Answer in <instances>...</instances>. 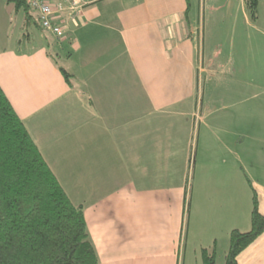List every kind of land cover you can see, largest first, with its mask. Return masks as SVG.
Instances as JSON below:
<instances>
[{"label":"crops","instance_id":"crops-1","mask_svg":"<svg viewBox=\"0 0 264 264\" xmlns=\"http://www.w3.org/2000/svg\"><path fill=\"white\" fill-rule=\"evenodd\" d=\"M51 1L65 36L0 44V84L71 199L91 201L99 264H203L213 246L225 263L230 232L251 229L254 190L264 213V15L236 2L248 31L223 61L191 0H80L74 15ZM262 250L264 233L240 264H264Z\"/></svg>","mask_w":264,"mask_h":264},{"label":"trees","instance_id":"trees-1","mask_svg":"<svg viewBox=\"0 0 264 264\" xmlns=\"http://www.w3.org/2000/svg\"><path fill=\"white\" fill-rule=\"evenodd\" d=\"M25 11L26 24L40 23L28 0H9ZM252 19L260 0H245ZM67 80L71 74L62 69ZM253 195L252 226L230 232L225 264L264 233V213ZM203 264H217L216 246L203 248ZM0 264H99L84 204H76L45 159L0 84Z\"/></svg>","mask_w":264,"mask_h":264},{"label":"rangeland","instance_id":"rangeland-1","mask_svg":"<svg viewBox=\"0 0 264 264\" xmlns=\"http://www.w3.org/2000/svg\"><path fill=\"white\" fill-rule=\"evenodd\" d=\"M191 1L194 6L192 10V13H193L192 17H195L197 20L200 19L201 25L203 28L201 32L205 33V35L207 33V40L209 39V36L213 34H219V33L221 34L218 49L219 51L222 52L220 57L223 58V61H225L226 56L228 55V52L230 49V39L233 36V33L244 34L245 32L248 31V27H246V24L243 18V12L241 8L238 7V3H236L238 2V0H225L228 2H234L231 4L229 9H227V4H225L222 7V9H217L216 11H210L208 9L209 7H207L204 13L202 11L201 15L198 12L199 11L198 0H191ZM8 3H10L9 0H0V7H1L0 12L1 13L3 11V4L6 5ZM10 6L11 7H9L8 9V14L9 15L11 14V15L10 17H8L7 20L3 19L2 16L0 15V19L2 18V20H0V36H2L3 38H6L8 36L9 38V40H6L5 42L2 41L3 38H1L0 39L1 45H4L5 43L9 47L13 46L16 48L23 49L25 51H31L34 48H40L41 43L47 42V38L51 39L49 33L45 31L44 29H41L36 23H32L30 25L26 24L25 11L20 10L18 12L14 3H11ZM245 6H246V3H245ZM33 10L34 11L32 13L33 14L34 12L36 13L35 9ZM263 13H264V0H260L258 15L262 16L264 15ZM205 22H206L205 24L206 28L204 30L203 26ZM207 45H208V41H207ZM0 48H3V47L0 46ZM198 125H199V120H197L196 126L198 127ZM190 177H191V174H190ZM67 188L70 189L71 187L69 188V185H67ZM72 189L73 187L69 191H72ZM74 192H76V196H77L76 198L72 197V200L74 201V203L84 204V205L91 203V201L87 202L84 198L85 195L79 194L77 189L76 190L74 189ZM212 212L215 213L214 209H212ZM205 221H207L206 218H205ZM205 230L206 229H204V231ZM262 252L264 253L263 250ZM220 256H223V254L220 253ZM217 261L220 262L221 264H225L222 258H218ZM196 263L197 262L195 261V259L192 258L191 264H196ZM199 264H202L201 261H199ZM246 264H250V260L246 261Z\"/></svg>","mask_w":264,"mask_h":264},{"label":"built area","instance_id":"built-area-1","mask_svg":"<svg viewBox=\"0 0 264 264\" xmlns=\"http://www.w3.org/2000/svg\"><path fill=\"white\" fill-rule=\"evenodd\" d=\"M66 1L70 4L73 15L78 12L80 7L84 6L80 0ZM28 2L38 13L40 23L45 30L50 31L57 38H62L65 36L64 24L62 22H57L54 19L55 5L51 0H28ZM197 120H200L199 116H197Z\"/></svg>","mask_w":264,"mask_h":264}]
</instances>
